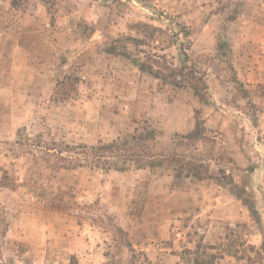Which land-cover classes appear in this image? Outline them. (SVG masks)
<instances>
[{"label":"rangeland","instance_id":"obj_1","mask_svg":"<svg viewBox=\"0 0 264 264\" xmlns=\"http://www.w3.org/2000/svg\"><path fill=\"white\" fill-rule=\"evenodd\" d=\"M182 52L206 102L132 61ZM143 127L207 177L74 153ZM71 255L264 264V0H0V264Z\"/></svg>","mask_w":264,"mask_h":264},{"label":"trees","instance_id":"obj_2","mask_svg":"<svg viewBox=\"0 0 264 264\" xmlns=\"http://www.w3.org/2000/svg\"><path fill=\"white\" fill-rule=\"evenodd\" d=\"M134 39L135 41H142L139 38ZM182 53L184 63L180 66L167 65L160 60L161 56L157 54H153L157 58H150L151 64L146 63L142 59H133L132 61L141 72L147 73L158 80L165 81V83H170L175 87L190 88L197 99L206 102L208 87L204 75L190 63L186 53ZM64 81L73 90L79 78L68 74L64 76L63 81L59 82V84L64 83ZM69 91L66 89L62 93L63 95H69ZM156 136L157 131L152 127H143V130L136 128L133 133L128 134L124 138L115 139L111 143H99L92 146L83 145L80 151L74 153L86 157L90 165L99 168H115L120 170L118 166L119 162L125 163L126 161L138 163L137 168L162 167L165 164L168 166L177 164V167H172L175 171V177L182 175L187 177L193 176L198 179L207 177L204 174L207 167L202 161L185 160V158L179 159L176 154H165L155 151V144L152 146L149 144L155 141ZM187 136L190 137V135ZM69 264H79L74 255L70 256ZM196 264L212 263L197 261Z\"/></svg>","mask_w":264,"mask_h":264}]
</instances>
